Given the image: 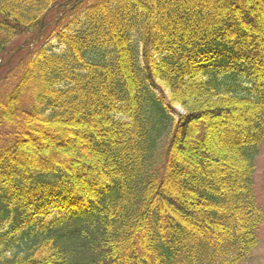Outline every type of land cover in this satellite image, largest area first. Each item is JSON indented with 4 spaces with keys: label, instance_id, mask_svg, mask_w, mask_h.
Returning a JSON list of instances; mask_svg holds the SVG:
<instances>
[{
    "label": "trees",
    "instance_id": "16d2710c",
    "mask_svg": "<svg viewBox=\"0 0 264 264\" xmlns=\"http://www.w3.org/2000/svg\"><path fill=\"white\" fill-rule=\"evenodd\" d=\"M0 63V264L252 253L264 0H0Z\"/></svg>",
    "mask_w": 264,
    "mask_h": 264
},
{
    "label": "rangeland",
    "instance_id": "374dc122",
    "mask_svg": "<svg viewBox=\"0 0 264 264\" xmlns=\"http://www.w3.org/2000/svg\"><path fill=\"white\" fill-rule=\"evenodd\" d=\"M40 42V41H39ZM52 42V37H48L46 40L42 42V47L47 46ZM52 44H55L52 42ZM35 45H38V42L35 43ZM40 45V46H41ZM7 71H4L3 74L0 76V80L2 77L6 75ZM1 81H0V86H1ZM7 89L11 88V86H7ZM172 114L174 117H177L178 115L182 114L184 111L181 107L177 106L172 109ZM254 188H255V193L257 197V201L263 210L264 213V140L260 143L259 146V154L256 159V170H255V175H254ZM61 215H59L56 211H53L50 214L49 219L52 218H59ZM240 264H264V222L259 230L258 233V242L252 253L248 256V258L240 263Z\"/></svg>",
    "mask_w": 264,
    "mask_h": 264
},
{
    "label": "water",
    "instance_id": "95a60500",
    "mask_svg": "<svg viewBox=\"0 0 264 264\" xmlns=\"http://www.w3.org/2000/svg\"><path fill=\"white\" fill-rule=\"evenodd\" d=\"M22 47H19V49L18 50H20ZM18 50H16L13 54H15Z\"/></svg>",
    "mask_w": 264,
    "mask_h": 264
}]
</instances>
